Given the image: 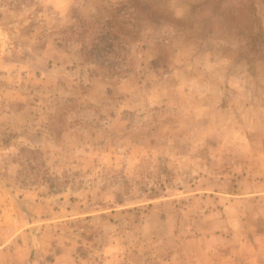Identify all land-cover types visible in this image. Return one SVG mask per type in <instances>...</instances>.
<instances>
[{
    "label": "rangeland",
    "instance_id": "obj_1",
    "mask_svg": "<svg viewBox=\"0 0 264 264\" xmlns=\"http://www.w3.org/2000/svg\"><path fill=\"white\" fill-rule=\"evenodd\" d=\"M0 252L264 264V0H0Z\"/></svg>",
    "mask_w": 264,
    "mask_h": 264
},
{
    "label": "crops",
    "instance_id": "obj_2",
    "mask_svg": "<svg viewBox=\"0 0 264 264\" xmlns=\"http://www.w3.org/2000/svg\"><path fill=\"white\" fill-rule=\"evenodd\" d=\"M4 257H5L4 253L0 252V264H8V262L4 260ZM19 260H22L21 257H19ZM23 263L25 264V261ZM19 264H21V262H19Z\"/></svg>",
    "mask_w": 264,
    "mask_h": 264
}]
</instances>
